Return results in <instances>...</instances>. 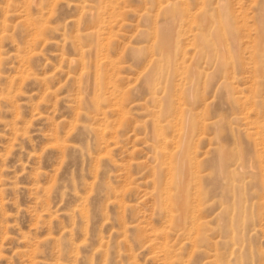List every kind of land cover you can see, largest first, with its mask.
<instances>
[{"label":"rangeland","instance_id":"rangeland-1","mask_svg":"<svg viewBox=\"0 0 264 264\" xmlns=\"http://www.w3.org/2000/svg\"><path fill=\"white\" fill-rule=\"evenodd\" d=\"M0 264H264V0H0Z\"/></svg>","mask_w":264,"mask_h":264},{"label":"bare ground","instance_id":"bare-ground-1","mask_svg":"<svg viewBox=\"0 0 264 264\" xmlns=\"http://www.w3.org/2000/svg\"><path fill=\"white\" fill-rule=\"evenodd\" d=\"M165 40V39H164Z\"/></svg>","mask_w":264,"mask_h":264}]
</instances>
